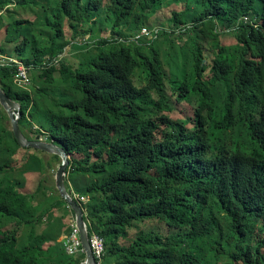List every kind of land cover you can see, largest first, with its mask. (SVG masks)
<instances>
[{"label":"trees","instance_id":"trees-1","mask_svg":"<svg viewBox=\"0 0 264 264\" xmlns=\"http://www.w3.org/2000/svg\"><path fill=\"white\" fill-rule=\"evenodd\" d=\"M167 22L192 34L182 56L180 37L154 47ZM148 25L162 27L133 41ZM89 33L97 53L52 64ZM0 54L35 66V89L14 64L0 63V84L29 138L72 155L65 185L87 199L100 264H264V0H0ZM6 111L0 264H80L60 240L75 214L48 188L53 155L22 146Z\"/></svg>","mask_w":264,"mask_h":264},{"label":"water","instance_id":"water-1","mask_svg":"<svg viewBox=\"0 0 264 264\" xmlns=\"http://www.w3.org/2000/svg\"><path fill=\"white\" fill-rule=\"evenodd\" d=\"M0 102L7 110L10 121L12 123V130L15 132L16 137L22 146H29L38 148L41 151H45L52 155H58L62 159V164L59 165L57 173L55 175L56 190L60 194L61 198L68 204V207L75 214L76 226L80 231L81 245L85 253V262L80 264H95L94 258L91 253V249L88 243V235L86 230V222L84 220V212L81 204L71 196L65 185V179L67 177V171L70 168L72 155L67 152L66 149L57 145L54 142H49L48 137L38 134L35 138H29L22 126V104L17 100L11 98L7 91L0 84Z\"/></svg>","mask_w":264,"mask_h":264},{"label":"built area","instance_id":"built-area-1","mask_svg":"<svg viewBox=\"0 0 264 264\" xmlns=\"http://www.w3.org/2000/svg\"><path fill=\"white\" fill-rule=\"evenodd\" d=\"M243 21L245 23L249 22V18L244 17ZM255 27H258V25H255ZM220 30L223 32L228 31L225 28H221ZM151 37H152V32L149 31L147 27H144L141 29V31L138 34H136L132 38V40L135 42H138L142 40L143 38H151ZM62 58L63 56L61 55L60 57L56 58L52 64H59ZM0 63L14 64L16 67L15 83L22 88L33 90L32 87H34V81H33V76H32V70L35 67L34 65L29 66L23 60L19 58L8 56V55H3V54H0ZM76 198L80 202L86 201V198L84 197L76 196ZM83 212L85 216L84 209H83ZM86 230H87V235H88V243H89L95 264H100L104 256V253H105L104 241L93 230H91L89 234L87 224H86ZM62 242H63V246L68 255L76 256L78 254H84V259L81 262H85V253L81 245L80 231L78 227L76 226V221L72 225L71 233L69 235L64 236L62 239Z\"/></svg>","mask_w":264,"mask_h":264},{"label":"rangeland","instance_id":"rangeland-1","mask_svg":"<svg viewBox=\"0 0 264 264\" xmlns=\"http://www.w3.org/2000/svg\"><path fill=\"white\" fill-rule=\"evenodd\" d=\"M165 11H166V9L165 8H163L162 9V11H160L159 13H161V12H163V15L165 14ZM159 15V14H158ZM165 16V15H164ZM155 18H157V16H155ZM153 19V18H152ZM165 25H166V27H164L165 28V30H168L169 31V37H167V38H165L164 37V35H162V36H160V38H159V40H158V38H157V41H156V43H154L155 45H154V47L155 48H159L158 50H160V52L163 54V55H166V49H169L170 48V46L168 45L169 44V42H170V40L172 39V38H175V37H180L181 39H178V42H177V44L175 45V47H174V50H172V54L174 55L175 53H177L178 52V54L180 55V56H182V54H183V51L181 50V49H183V50H185V49H189L191 46H192V42H191V38H190V36L192 35V34H185V35H182V32H181V30H178L175 34L171 31V28L170 27H168L169 26V23L167 22V23H165ZM168 25V26H167ZM101 26H102V28H101V32H100V34H101V37H105L106 35H107V32H109V27L107 26V24L106 23H102L101 24ZM148 29H149V31H151L152 32V37L151 38H148L149 40H151L152 38H154V37H156V32H158V30H161V27H159L158 25L157 26H150V25H148V26H146ZM95 29H97V37H99V30H100V27H98L97 28V26H96V28ZM96 31V30H95ZM54 34V32H53V30H51V31H49V32H47V33H45V34H43L44 36V38H45V43H48L49 42V39L52 37V35ZM92 35H94V34H92ZM90 33L89 34H85V35H82L81 36V41H82V47L81 48H79V49H77V50H75L74 52H72L71 54H67V53H64V54H62V56H63V58L61 59V61L59 62V64L61 63H63V61H64V63L63 64H66L67 65V68H68V66L69 65H72V64H74L76 61H79V59H83V57H84V55L85 54H87V52L90 50V52H92V53H97L98 52V50L93 46V43H95L96 41H93V40H91V36H92ZM183 37V38H182ZM88 43H90V46H89V44ZM165 44H167V45H165ZM181 48V49H180ZM64 56H65V58H64ZM74 58H77V60L76 59H74ZM63 60V61H62ZM180 60H182V58L180 59ZM60 64V65H61ZM65 66V65H64ZM61 69H63L64 67H63V65L60 67ZM33 70H32V76H35L34 74H33ZM59 73V72H58ZM35 80V85H39L40 84V82H39V80L37 79V78H35V77H33V81ZM59 82H64V80H63V78H60L59 79ZM32 89H35L34 87H32ZM28 123H30V122H28ZM9 124L11 125V127H12V123H11V121H9ZM33 135V138H35L36 136H37V134H32ZM52 155V154H51ZM49 159L50 158H52V160H53V167L49 170V173L51 174V171H52V174H51V176L49 177L50 179H49V184L50 185H52V184H55V175H56V173H57V170H58V167H59V165H61L62 163H61V161L60 160H58V159H56V161H55V157H54V155L53 156H51V157H48ZM54 158V159H53ZM49 174V175H50ZM57 194V193H56Z\"/></svg>","mask_w":264,"mask_h":264},{"label":"crops","instance_id":"crops-1","mask_svg":"<svg viewBox=\"0 0 264 264\" xmlns=\"http://www.w3.org/2000/svg\"><path fill=\"white\" fill-rule=\"evenodd\" d=\"M28 132L32 135V134H34V133H32V132H30V130L28 129ZM33 136V135H32ZM48 174H50V173H48ZM51 174H52V171H51ZM51 174L49 175V177L51 176ZM55 187H56V184H52V185H49V190L52 192V193H57L56 192V190H55ZM63 239V235H62V237L60 238V240H62Z\"/></svg>","mask_w":264,"mask_h":264},{"label":"bare ground","instance_id":"bare-ground-1","mask_svg":"<svg viewBox=\"0 0 264 264\" xmlns=\"http://www.w3.org/2000/svg\"><path fill=\"white\" fill-rule=\"evenodd\" d=\"M4 88V87H3ZM23 108V107H22ZM7 112V111H6ZM23 117V116H22ZM21 121V120H20ZM29 147V146H28ZM40 151V150H39ZM67 181V180H66Z\"/></svg>","mask_w":264,"mask_h":264},{"label":"clouds","instance_id":"clouds-1","mask_svg":"<svg viewBox=\"0 0 264 264\" xmlns=\"http://www.w3.org/2000/svg\"><path fill=\"white\" fill-rule=\"evenodd\" d=\"M87 200V199H86ZM83 209V208H82Z\"/></svg>","mask_w":264,"mask_h":264}]
</instances>
